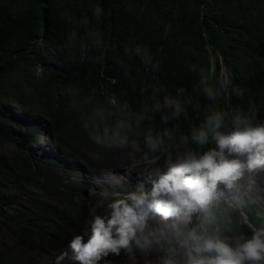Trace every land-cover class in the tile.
<instances>
[{"label": "clouds", "instance_id": "clouds-1", "mask_svg": "<svg viewBox=\"0 0 264 264\" xmlns=\"http://www.w3.org/2000/svg\"><path fill=\"white\" fill-rule=\"evenodd\" d=\"M89 10L90 16L80 18L61 13L73 27L57 50L68 51L73 63L76 51L81 62L98 63L107 57L109 44L97 26L104 9L90 4ZM123 52L127 59L137 58L145 71L160 68V60L143 43L130 40ZM116 63L132 92L138 93L139 107L118 99L115 92L90 89L84 103L91 107L80 113V126L97 147L126 153L141 166L146 182L128 191L105 171L100 182L107 187L102 192L111 193L105 200L106 214L90 219V210L82 207L87 211L82 228L52 264H114L112 259L122 255L131 264H264V93L252 94L227 73L218 76L189 63L188 70L198 76L194 91L208 103L203 119L195 115L198 123L185 129L179 121L190 118L193 106L186 89L173 93L153 83L137 90L127 61L118 58ZM233 96L239 103H224ZM200 111L196 104L193 112ZM157 116L158 128L153 126ZM91 157L95 161L98 154L92 152ZM76 173L83 172L71 174ZM71 183L80 187L78 204L87 182ZM88 222L85 242L80 233Z\"/></svg>", "mask_w": 264, "mask_h": 264}, {"label": "trees", "instance_id": "trees-1", "mask_svg": "<svg viewBox=\"0 0 264 264\" xmlns=\"http://www.w3.org/2000/svg\"><path fill=\"white\" fill-rule=\"evenodd\" d=\"M90 4L104 9L97 26L109 44L107 57L98 63L81 62L76 51L73 63L68 51L57 50L73 27L61 13L90 16ZM130 40L152 50L160 60L158 71H145L135 57L127 59L123 48ZM118 58L127 61L137 90L160 83L173 93L184 88L193 96L190 118L179 121L187 129L198 123L195 115L203 119L208 103L194 91L198 76L188 70L189 63L218 76L224 66L234 84L255 95L264 93V0H0V143H14L28 153L24 165H15L0 152V219L14 217V193L26 185L59 204L53 209L34 205L37 212L55 217L57 224L40 220L36 226H25L26 238L48 237L61 251L87 216L75 202L79 185L65 180L63 173H84L88 168L96 174L95 162L110 167L122 154L94 145L79 120L82 111L90 110L84 103L90 89L115 92L118 99L139 107L138 93L132 92ZM100 99L103 102L102 95ZM224 103L239 101L233 96ZM196 104L198 113L193 112ZM153 126L160 127L158 116ZM41 136L48 138L45 148ZM92 152L98 154L95 161ZM18 248L22 242L9 251L0 245V264L22 259L24 255L10 254Z\"/></svg>", "mask_w": 264, "mask_h": 264}, {"label": "rangeland", "instance_id": "rangeland-1", "mask_svg": "<svg viewBox=\"0 0 264 264\" xmlns=\"http://www.w3.org/2000/svg\"><path fill=\"white\" fill-rule=\"evenodd\" d=\"M224 73H226L225 67L222 68V74ZM40 142L42 146H48V138L46 136H41ZM0 152L5 154L9 161L15 165H24L28 155L23 148L14 143H0ZM72 162L75 163L76 160L73 159ZM94 165V170H97L96 176L91 174L88 168L85 169L84 173H63L65 180L82 182L84 179L87 182L84 185L83 195L78 199V204L90 210V219L93 215L99 213L100 215H105L107 211L105 200L106 196H110L111 193L104 194L102 189L106 188L107 185L100 182V177L105 171L111 172L119 178L123 188H127L128 191L135 190V184L137 185L142 180L146 182V176L141 171V166L123 153L112 161L110 167L101 168L100 163L96 162ZM128 183L132 184V189L126 187ZM145 186L149 187L147 183H145ZM14 194L16 195L15 202L11 204L14 208L12 211L14 217L12 219H0V245L9 251L12 247H17L22 242V248H18L15 252L11 250L10 254L16 253L18 256L23 257L24 255V257L20 260L13 258V264H52V259L57 262V257L59 256L57 245L53 244L51 246L50 239L42 235H36L34 239H28L25 237L24 232L26 230L25 226L33 224L36 226L40 220H48L52 224H57L55 217L37 212L34 205L41 204L53 209L58 207L59 204L53 198L43 194L41 190L29 185L24 186ZM89 227L90 222H88L85 230L80 233V235H84L85 242L89 234ZM54 236L55 232L52 233V241ZM112 261L114 264H131V262L125 261L124 257H118L112 259ZM65 264H70V262L65 260Z\"/></svg>", "mask_w": 264, "mask_h": 264}, {"label": "bare ground", "instance_id": "bare-ground-1", "mask_svg": "<svg viewBox=\"0 0 264 264\" xmlns=\"http://www.w3.org/2000/svg\"><path fill=\"white\" fill-rule=\"evenodd\" d=\"M147 188V187H146Z\"/></svg>", "mask_w": 264, "mask_h": 264}]
</instances>
